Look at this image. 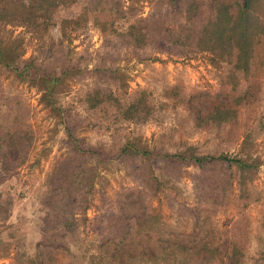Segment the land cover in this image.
I'll return each instance as SVG.
<instances>
[{
	"label": "rangeland",
	"instance_id": "rangeland-1",
	"mask_svg": "<svg viewBox=\"0 0 264 264\" xmlns=\"http://www.w3.org/2000/svg\"><path fill=\"white\" fill-rule=\"evenodd\" d=\"M241 3L0 0V264H264V0L245 69L193 35Z\"/></svg>",
	"mask_w": 264,
	"mask_h": 264
},
{
	"label": "trees",
	"instance_id": "trees-1",
	"mask_svg": "<svg viewBox=\"0 0 264 264\" xmlns=\"http://www.w3.org/2000/svg\"><path fill=\"white\" fill-rule=\"evenodd\" d=\"M251 5V0H242V3L237 10L235 15H230L225 5H222L221 8L217 11L216 16H214V20L211 21V23L204 24L201 26L200 30L193 34L194 40L196 42L205 45V48L209 47H219L222 49L223 52L228 53L229 50L234 51L235 54V60L237 63V55H239L238 59L241 62L242 69H245L248 64V50H249V37L246 33L245 29L249 25V16L247 14L249 7ZM188 21V19H186ZM214 25V26H213ZM213 26V27H212ZM212 27L211 29H208ZM264 27L261 28L263 30ZM260 32V30H259ZM193 40V41H194ZM179 42V38L176 37V39L169 38L166 44L172 45L177 44ZM181 43V42H180ZM191 43V42H190ZM161 42L155 41L152 42L153 50L155 51H161L162 47L160 46ZM193 45V44H192ZM209 45V46H208ZM212 45V46H211ZM228 49V50H227ZM240 66V65H239ZM124 153V152H123ZM98 154V153H97ZM142 155H145L142 153ZM163 159H170V160H190L197 166L201 165L206 160L203 158H197V157H188L185 158L181 155L172 154V155H163ZM208 162L210 161H221L220 157L217 158H208ZM234 164H237L239 166H243L241 162L236 160H231ZM228 162V161H226ZM199 242H202L204 240V237L195 236L194 237ZM105 242V240H104ZM168 245V243H167ZM172 248H165L160 247L158 253H161L162 255L168 257H173L174 261L177 264H208L207 257H205V254L209 251L204 247L203 244L197 245L195 247H191L190 249H185L181 245H168ZM223 252H220L218 249H212L210 251L216 253L217 255H220V264H237V259L235 258L236 253L233 249L227 250L220 249ZM139 252V250H138ZM188 252V253H187ZM180 253H187V256H184L182 258H178V254ZM129 255L126 252H124V255ZM181 259V260H179ZM211 264V263H209Z\"/></svg>",
	"mask_w": 264,
	"mask_h": 264
}]
</instances>
